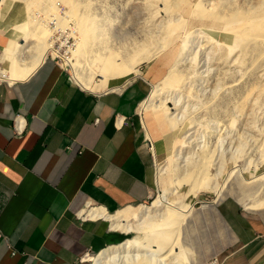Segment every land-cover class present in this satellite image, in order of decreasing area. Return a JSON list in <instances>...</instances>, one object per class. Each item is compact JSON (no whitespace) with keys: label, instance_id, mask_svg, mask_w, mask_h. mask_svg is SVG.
<instances>
[{"label":"bare ground","instance_id":"1","mask_svg":"<svg viewBox=\"0 0 264 264\" xmlns=\"http://www.w3.org/2000/svg\"><path fill=\"white\" fill-rule=\"evenodd\" d=\"M22 1L24 4L18 18L7 24L9 27L17 22L19 28L14 30L0 52V62L3 59L9 61L7 69L0 65V81L8 83L33 74L49 54L64 57L73 68L75 81L84 87L90 88L94 75L106 77L130 72L141 75L136 64L168 48L171 44L166 46L165 40L173 30L175 39L181 34L179 48L173 56L175 59L170 55L166 74L160 80L151 82L140 111H163L167 122L175 130L183 124L185 110L190 105L193 110L197 108V117L206 123L200 125L192 117L191 130L185 133L186 140L168 157L169 162L158 165L156 169L157 174L171 170V186H161L160 193L151 204L142 203L133 219L121 211L108 212L100 207L84 211L96 217L105 215L111 227L133 233L87 257L91 264H190L180 236L182 223L192 205L184 200L172 201L169 195L178 191L183 184H188L187 192L196 194L199 190L207 189L218 193L224 180L235 169L245 176L251 164L254 167L253 173H249L252 179L261 177L264 182V171L255 172L256 163L252 162L251 153L258 149L264 155V135L257 128L258 117L264 115V0H196L184 9L182 5L185 0H135L133 11L136 12L137 25L134 26L136 29L132 34L135 35L130 42L134 48L125 52H118L115 42L109 39V28L104 26V13L101 12L100 17H97L100 11L89 13L86 0H60L68 7L62 11L65 17L71 19L70 24L56 10V0ZM2 4L0 1V9ZM36 11L41 14H36ZM59 18L65 19L63 26H71L70 32L75 39L73 58L62 54L49 39L54 31L49 23H62ZM59 27L62 26L59 24ZM222 31L231 33L232 40L218 38L216 34ZM113 39L116 38L113 36ZM21 43L22 54L18 50ZM183 61L186 63L181 65ZM114 64L117 69L112 68ZM203 66L206 70L202 69ZM253 74L258 79L247 87L241 86L240 83ZM206 81L209 96L205 99L206 103L198 105L200 96L193 84ZM190 83L196 91L189 88L191 91L186 92L185 88ZM183 95L186 102L181 103L179 100ZM218 111L221 112V120L214 117ZM234 124L238 128H235L226 149L225 135L219 129L230 131ZM197 130H200V134L195 136ZM211 137L216 140L214 147L208 140L206 142V138L210 140ZM194 139L198 146L194 145ZM240 156L245 159L244 165L237 162ZM227 159H233V168L225 173L227 177L221 181ZM210 165L215 168L214 172L209 171ZM249 203L264 205V184ZM215 261L211 260L212 263Z\"/></svg>","mask_w":264,"mask_h":264},{"label":"crops","instance_id":"2","mask_svg":"<svg viewBox=\"0 0 264 264\" xmlns=\"http://www.w3.org/2000/svg\"><path fill=\"white\" fill-rule=\"evenodd\" d=\"M7 31H0L2 49ZM150 88L142 72L84 87L53 58L25 79L0 83V264H85L88 253L130 234L84 210L131 217L154 196L155 163L172 128L160 111H140ZM232 175L248 182L239 186L248 196L244 207L263 211L249 203L261 179ZM225 188L226 180L214 195L223 197ZM192 210L180 239L190 264H198L185 238ZM225 216L236 238L222 264H264L256 216Z\"/></svg>","mask_w":264,"mask_h":264},{"label":"rangeland","instance_id":"3","mask_svg":"<svg viewBox=\"0 0 264 264\" xmlns=\"http://www.w3.org/2000/svg\"><path fill=\"white\" fill-rule=\"evenodd\" d=\"M0 1L2 4V0H0ZM56 1H57L56 10L58 11V13L60 12L59 13L60 15L63 16L64 12L62 10L65 11L68 9V7L63 2H61L60 0H56ZM194 1H196V0H185L184 4L182 3L183 4L182 9L188 7ZM231 1L240 2L241 0H231ZM86 2H88L87 11L89 13H93V12L95 13L96 11H100L99 14L97 15V17L98 16L100 17L101 12H102V14L104 13L103 17L106 18L104 26L109 28L108 29L109 39H111L113 42H115L114 46L116 47L117 51L119 52V51L124 50V52H125L127 50L128 51L133 50L134 46L131 45L130 42H131V39H133V37L135 35V34H132V33H134V31L136 29V27H134V26L137 25V24L135 25V23H136L135 22L136 12L133 11V10H135L133 8V4L135 3V0H86ZM23 4H24V2L22 0H4L3 4L1 5V9H0L1 10L0 31H2L4 33H8V31H7V29H8L10 32V36H11L13 34L14 30L16 28H19L18 27L19 24L17 22H14L13 23L14 25L12 24V26L10 25L9 27H7V24L10 21L18 18L19 10L21 7H23ZM194 12H195V10H194ZM36 14H41V13L39 11H36ZM65 16L66 15H64V18L67 20L68 18ZM93 17L96 18V16H93ZM65 19L63 20V18L62 19L59 18V21L61 20L60 22H62L59 24L62 27H59V24L57 25L55 21H52L49 23L50 24L49 27L51 29L54 28L53 34L50 36L51 38H49V39L53 41V45L55 47L59 48V50L62 54H64L67 57L73 58L74 54H73L72 50L75 48L74 47L75 46V39H74V36L71 34L72 31L70 30L71 26L69 24L71 23V19H68L69 24L63 26V24H66ZM15 23H17V24H15ZM196 25L198 26L199 23H197ZM139 27H142V26L139 25ZM174 34L175 33L173 30L168 35V38H166V40H165L166 46H169L171 44L168 48H164V49L160 50L154 57L150 58L149 60H144V61L136 64L137 67L141 70L142 76H145L146 79H148L149 81L156 82L157 80H160L166 74V72L169 68V63L167 60H168V58L170 59V55H172V57H173L177 53V49L179 48V40L178 39H180L181 34H178L177 39H175ZM131 35H132V38H131ZM113 36L116 39H113ZM216 36L218 38H223L224 40H227V41L232 40V34L226 32V31H222L220 34H216ZM24 42H25V40H23L22 43H24ZM117 42H119V43L117 44ZM22 43L20 44L21 47L18 48V50L19 49L21 50V52L19 51L21 54L23 53V44ZM2 46H0V52H2V50H4V48L6 47L5 46L2 49L1 48ZM121 46H123V47H121ZM48 58H53L55 61L59 62L65 68L67 74L72 79L74 78L73 80H76L72 66L67 62V60L64 57L59 56V55L49 54L47 59ZM110 59L111 58H109V60ZM173 59H175V57H173ZM185 63H186V61H183L181 65H183ZM0 65L2 68L7 69L9 66V61L7 59H3L0 62ZM116 66L117 65L114 64L112 68L117 69ZM202 69L206 70V67L203 66ZM83 71H86V69ZM131 74H134V73L130 72V73L123 74V75L118 74L116 76L110 75V76H106V77H100V76L94 75L91 83H93V81L97 78H109V77H117V76H124V75L128 76ZM254 79H258V77H256L253 74L240 84L243 87H247L251 84L252 81H254ZM248 81H250V82L248 83ZM1 82H6V81H1ZM244 82H245V86L243 85ZM262 82L264 83V81H262ZM191 84L192 83H190L186 86L187 87V89L185 88V90H187L186 92H189V91H191L190 89H194L196 87V90L200 96V99L198 100V105L206 103L207 101L205 102V99H208V96H209V92L208 93L206 92V91H209L208 90L209 85L207 84V81L204 83H202V82L201 83L200 82L194 83L193 85L195 87ZM189 85H191V86L189 87ZM202 91H204V92H202ZM183 96L179 100L181 103H183L184 100L186 102V96H184V97ZM198 109L200 110L201 107H199ZM151 110H153V109H151ZM148 111H150V110H148ZM157 111H160V110H157ZM160 112L163 113V111H160ZM218 112L219 113L216 114V116L214 115V117H216L218 120H221L222 119V117H220L221 112L220 111H218ZM196 114H197V108L195 107V109L193 110L192 108H190V105H189L185 110V116L186 117H184V119H183L184 121L182 122L183 124H181V127H178L175 130L172 129V132L169 136L170 141H168V143H166L167 144L166 145L167 146L166 151L164 152V154H162L158 158V160L155 163L156 192H155L154 196H152V198H150L148 201H146V203H143V204L150 205L153 198L157 194L160 193L161 186H163V187L171 186V184H172L171 183V170H168L164 174H162V173L157 174V170H156L157 166L160 164H164V163L169 162L170 159L168 157L170 155H172L174 150L182 142H184L186 140L185 133L190 129V126L192 125L191 123H193V118L195 119L196 122H199L200 125H203L206 123V121L204 119L202 120L201 118H198ZM189 116L191 117L190 118L191 120L189 119ZM209 116H211V115H209ZM205 119H209V118L206 117ZM257 122L259 124L257 126L259 133L264 135V115L263 114H261L258 117ZM210 123H212V121ZM167 124L171 127V125L168 122H167ZM216 127H217V125H216ZM217 128H219V127H217ZM235 128L237 129L238 126H235V124H234V126H232L230 128V131H228V129H225V128H223L224 130H222V128L219 129L220 133L225 135V137H223V138H224V148H226V149L229 148L228 142H229V139H230L231 135L233 134ZM198 133L200 134V130L197 132V135H195V136H198ZM179 138H181V139H179ZM207 140L210 142L211 147L215 146V144H216L215 138L211 137L210 140H209V138H206V142H207ZM196 141L197 140L194 139V145H197ZM176 143H177V145H176ZM173 145H174V147H173L171 153L169 154V147L173 146ZM195 148H196V146H195ZM251 153H252V158H253L252 162L256 163V169H255L256 171L255 172L264 171V155L261 154V151L258 149L252 150ZM237 162L240 165H244L245 159H243L240 156L237 158ZM233 164H234L233 159H227V161H225L222 177H220L221 181H222V179H225L227 177V174L225 175V173L230 171V169L233 168ZM209 168H210L209 171H211V172L215 171V168L212 165H210ZM235 170L237 171V169H235ZM253 170H254V167H253V164H251L249 166V172H246V174H247V175H245L246 178H252V176L249 173H253ZM234 171L232 173H234ZM258 178L261 179L262 186H263L264 182H263L262 178L261 177H258ZM233 182H236V184L233 185ZM246 183H248V182H246L243 178H241V177L236 178L233 175L232 176L230 175L228 177V179H226V188L225 189L228 190L227 191L228 193H226L223 197H222V195L221 196L220 195L215 196L214 191H210L207 189L199 190L196 194L192 193V192H187L188 184H183L179 188L178 191L172 192L169 195L170 200H172V201L184 200L185 202H188L189 204H191L193 207L192 212L188 215V217L185 220V226H186L185 238H186V242L191 246V250L194 251L195 258L199 262L198 264H205V262H207V261L211 262V260L212 261L221 260V257L223 255H225V253L228 252V250L231 247V244L235 240L236 237H235L233 226H232L231 222H229V220L225 216V213L228 214L229 216H231L233 214L238 215L239 213L241 215L246 214L249 216L250 215L256 216L257 222L264 228V210L263 211L262 210L261 211H259V210L251 211V210H248L247 208L244 207L248 196H246V192L244 193V192L239 191L240 190L239 186L245 185ZM229 188H231V189H229ZM196 215H198V218L196 217ZM134 217H135V215H132L129 218L133 219ZM121 234L123 235L122 237H124V236L131 235L133 233H130V234L121 233ZM96 252H97V250L90 252L89 255H87L85 258L87 259V257H89L90 255L96 254ZM210 262H208V263H210ZM91 263H92V261L89 259H88V261L85 262V264H91Z\"/></svg>","mask_w":264,"mask_h":264},{"label":"built area","instance_id":"4","mask_svg":"<svg viewBox=\"0 0 264 264\" xmlns=\"http://www.w3.org/2000/svg\"><path fill=\"white\" fill-rule=\"evenodd\" d=\"M205 264H222V260H216L214 263H205Z\"/></svg>","mask_w":264,"mask_h":264}]
</instances>
